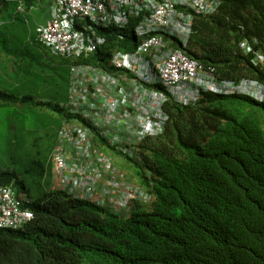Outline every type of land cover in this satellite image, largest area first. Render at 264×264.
Listing matches in <instances>:
<instances>
[{"label": "clouds", "instance_id": "9594fccd", "mask_svg": "<svg viewBox=\"0 0 264 264\" xmlns=\"http://www.w3.org/2000/svg\"><path fill=\"white\" fill-rule=\"evenodd\" d=\"M225 2L52 0L48 5L47 0H0V8L12 4L11 23L36 26L38 36H11L8 52L17 45L26 53L12 54L31 53L33 59L37 52L52 62L51 72L42 81L54 85L46 99L50 101L0 88L19 100L29 98L25 104L33 108L43 105L63 117L50 158L54 181L45 192L67 193L123 218L131 217L137 206L152 212L157 201L155 176L146 167L144 146L167 133L170 102L187 108L197 106L207 95L244 97L264 111V81L254 73L264 76V50L257 38L240 42L239 49L253 69L235 79L225 78L216 66L189 54L197 20L216 16ZM162 6L174 12L164 18L167 23H154ZM36 11L41 22L32 16ZM32 59L24 67L9 59L12 64L0 68V79L6 73L28 79L34 73L29 70ZM60 68L68 74V88L65 99L56 101L62 91ZM115 157L139 165L141 183L128 177L115 164ZM19 188L13 181L0 183V197L9 189L19 208L12 219L0 210L1 230H22L35 218L28 206L36 200Z\"/></svg>", "mask_w": 264, "mask_h": 264}, {"label": "trees", "instance_id": "16d2710c", "mask_svg": "<svg viewBox=\"0 0 264 264\" xmlns=\"http://www.w3.org/2000/svg\"><path fill=\"white\" fill-rule=\"evenodd\" d=\"M10 6L0 8L5 26L15 16ZM26 28L38 39L36 26ZM4 38L0 30L7 48ZM253 38L264 50V0H226L216 16L197 20L189 54L235 79L253 69L239 49ZM27 99L0 90V126L10 128L16 119L3 113ZM167 108V133L144 146L155 176L152 212L137 206L123 218L67 193L45 192L29 204L35 218L24 229H0V264H264L262 106L207 95L195 107ZM2 170L0 183L13 181L27 192L18 173Z\"/></svg>", "mask_w": 264, "mask_h": 264}, {"label": "rangeland", "instance_id": "374dc122", "mask_svg": "<svg viewBox=\"0 0 264 264\" xmlns=\"http://www.w3.org/2000/svg\"><path fill=\"white\" fill-rule=\"evenodd\" d=\"M51 2L52 0H47L48 5ZM32 16H36L38 22L42 21L39 12H33ZM45 16L46 18L49 17L48 11H46ZM5 24L6 26L0 22V30L5 36L4 39L16 35L22 37L28 35L27 28L21 22ZM125 33L129 34L130 32ZM126 41L132 43L129 37L126 38ZM7 48L1 43L0 68L2 70H4V64H12V62H8L9 59L18 60L19 65L23 67L32 59L31 53L27 56L12 54L13 52L26 53L23 47L13 45L9 52L6 51ZM32 60L33 63H30L29 70L34 73L28 79L27 77L26 80L24 78L17 79L6 73L4 78L0 79V88L19 96L32 97L37 101L42 100L46 103L50 101L46 99L52 91L50 87H54V85L42 83V81L51 72L48 66H51L52 62L37 52ZM59 75L62 91L60 96L54 98L56 101L65 99L68 88L66 70L60 68ZM37 79H41L40 83H37ZM12 109H15L16 112L5 111L3 115L6 120L15 118L16 121L10 128L4 125L0 126V168L18 173L19 178L28 187V195L34 200H40L54 181L53 165L50 158L63 124V117L43 105L38 108H33L30 104L17 105L16 107L12 105L6 110ZM114 161L120 169L127 172L128 177L137 178L138 182L141 183L140 177L143 171L139 165L119 157H115ZM19 190L22 191V188L20 187Z\"/></svg>", "mask_w": 264, "mask_h": 264}, {"label": "built area", "instance_id": "2783aa9c", "mask_svg": "<svg viewBox=\"0 0 264 264\" xmlns=\"http://www.w3.org/2000/svg\"><path fill=\"white\" fill-rule=\"evenodd\" d=\"M71 1L73 2L76 0ZM170 12L173 13L174 9L170 10L165 6L160 7L157 11L156 21H154V23H167L164 18L170 16ZM0 210L3 211L9 219H12V216L14 217L19 211L18 205L12 197L9 189L4 190V195L0 197Z\"/></svg>", "mask_w": 264, "mask_h": 264}]
</instances>
